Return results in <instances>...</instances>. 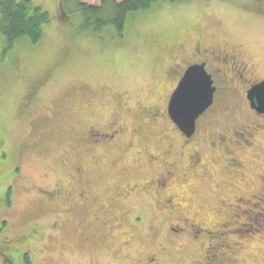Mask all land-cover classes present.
Masks as SVG:
<instances>
[{"label":"rangeland","instance_id":"rangeland-1","mask_svg":"<svg viewBox=\"0 0 264 264\" xmlns=\"http://www.w3.org/2000/svg\"><path fill=\"white\" fill-rule=\"evenodd\" d=\"M31 1L50 16L41 39L32 43L22 37L6 48L0 34V232L3 219L9 222L3 234L11 238L29 222L40 227L57 218L63 222L53 233L45 226L46 231L30 243L33 252H23L21 246L8 262L0 258V264H29L32 255L35 264H130L122 259L120 263L87 217L66 214L37 195L41 187L63 185L75 160L84 162L86 141L74 147L71 129L87 121L103 126L110 118L125 122L126 142L134 141L138 148L159 156L178 157L173 192L187 207L198 208L206 222L226 224L221 238L200 237L197 254L202 255L208 243L225 238L238 244L239 264H264V216L257 213L261 207L264 214V116L249 109L247 95L241 91L243 80H235L236 92L221 89L216 93L213 106L202 113L189 141L180 130L172 131L175 124L170 118L156 116L144 125L137 118L141 111L163 106L174 82L173 69L192 59L197 46L237 52L253 66L255 78L264 76V0H159L130 14L121 35L110 26L80 30L75 0ZM242 126H249L250 132L243 133ZM229 128L243 133L229 148L238 168L229 167L222 149L211 151L205 141L208 135L225 134ZM189 144L205 163L180 178L185 165L182 154ZM134 151H127L123 163L129 176L144 177L149 167L141 164L143 160L134 161ZM212 154L217 162L208 164ZM109 170L105 157L100 170L85 172L102 199L116 186L96 181ZM155 200L160 201L145 192L127 200L133 210L146 214L133 248L154 247L163 237V231L155 232L161 218ZM231 213L238 216L229 219ZM240 223L246 224L239 227ZM189 248L172 252L180 260L165 262L190 264Z\"/></svg>","mask_w":264,"mask_h":264},{"label":"flooded vegetation","instance_id":"flooded-vegetation-1","mask_svg":"<svg viewBox=\"0 0 264 264\" xmlns=\"http://www.w3.org/2000/svg\"><path fill=\"white\" fill-rule=\"evenodd\" d=\"M192 56L193 58L189 61H183V66H177L173 69L174 74L178 67L181 68V75H172L174 82L163 106L144 110L137 114L140 125L153 121L156 116L161 119H169L168 103L171 94L185 70L192 65L204 63L206 72L211 76L215 91L213 102L209 107L213 106L216 93L219 90L237 91L232 88L233 84L236 85V79L243 80L241 91H243L245 98L247 91L264 79V76L255 78L253 66L237 52L214 51L197 46L193 49ZM249 75L250 77L245 80ZM33 94L34 92L31 91L29 98ZM248 107L254 114L264 116V114H259L253 110L249 106V102ZM208 108L203 114L208 111ZM203 114L196 119L194 133L190 137L183 134L186 141L191 140L194 136L197 130V122ZM248 128L249 126H242L240 130L243 133L250 132ZM127 129L125 122L113 118L108 119L103 126L93 121H87L84 122L82 127L72 128L70 135L72 141L75 140L73 142L74 147H79L81 143L86 141V145L82 144L84 146L82 149L84 162L79 163L75 160L72 170L63 185H56L50 189L41 187L38 189L39 194H36L43 199L46 205H58L59 209L66 214L82 216L80 219L87 217L93 229L98 231L99 235L113 249V252L117 253L120 263L122 259L130 264H167L165 261L180 260L172 252H181L183 248L189 246L191 248H189V252L192 253L190 264H239L237 259L238 244L236 242L230 244L227 240H224L225 238L213 245L208 243L200 251L204 253L202 255L197 254L200 250V237L204 236L208 240L221 238L226 233V224L206 222L199 214L201 211L198 208L187 207L183 198L173 192L172 186L173 183H176L174 182L176 168L179 165L178 157L159 156V154L145 147L138 148L134 141L126 142L124 138L128 132ZM242 132L234 128L227 129L225 134L216 131L214 134L205 137V141L211 151L219 147L222 149L229 167L238 168L239 165L231 158L235 153L232 151L233 149L229 148L231 145L234 147L237 143L235 139H238L243 134ZM229 136L231 139H229ZM164 138L166 139V137ZM134 149V161L143 160L141 164L149 167L150 172L144 177L142 175L140 177L137 175L129 176L128 168L123 163V158L128 154L127 151ZM182 155L185 156V165L184 170H181L179 174L180 178L185 177V173L188 171L193 172L198 167H203L205 163L201 154L193 149L191 144L186 147ZM105 157L108 158L110 170L98 176L96 181L114 182L116 186L102 199L98 195L99 191H96L98 188L90 182L85 172L89 169L100 170ZM216 158L215 154L210 155L208 164H215L217 162ZM138 192L150 193L154 199L158 198L160 200H155V207L161 214L160 223H155V232L163 231V237L154 247L148 246L144 249L133 248L132 244L138 227L143 223L146 214L141 213L139 210H133L127 204V200ZM242 202L246 204L249 200H242ZM220 203L225 207H230L224 200H220ZM231 209L234 210V206ZM215 210L216 213H219V208ZM234 215L235 213L233 215L231 213L229 219H233ZM3 220L4 226L0 232V258L5 262L11 260L12 255L21 246L24 249L23 252H33L30 243L37 240L43 234V231H46L45 226L53 233L60 229L63 222L62 218H57L50 224L41 225V227L36 222H29L23 232L11 238L3 234L9 224L7 219ZM76 225L81 226V222L77 221ZM16 246L17 248H15ZM123 246L128 247V249L125 251L122 248ZM4 252H9V254ZM29 264H35L33 255ZM179 264H184V261Z\"/></svg>","mask_w":264,"mask_h":264},{"label":"trees","instance_id":"trees-1","mask_svg":"<svg viewBox=\"0 0 264 264\" xmlns=\"http://www.w3.org/2000/svg\"><path fill=\"white\" fill-rule=\"evenodd\" d=\"M75 1V7L80 13V30L90 28L99 31L105 26H110L121 35L130 14L148 9L159 0H101L97 5ZM49 19L48 12L33 4L31 0H0V34L4 38L6 48L22 37L32 43L39 41L43 35L44 24ZM261 190L264 191V181ZM261 201L264 203L263 199ZM262 211L263 209L260 207V211L257 213L264 216ZM253 212L256 214L255 211ZM248 214L246 212L247 218ZM235 216L238 215L235 213L233 220ZM245 224L240 223L239 227L245 226Z\"/></svg>","mask_w":264,"mask_h":264},{"label":"snow or ice","instance_id":"snow-or-ice-1","mask_svg":"<svg viewBox=\"0 0 264 264\" xmlns=\"http://www.w3.org/2000/svg\"><path fill=\"white\" fill-rule=\"evenodd\" d=\"M181 71L178 67L174 74L180 76ZM205 103L203 81L197 71L189 69L181 77L180 85L172 96L171 112H175V116L172 115L175 121L172 131L178 133L179 129H187L193 116L202 110Z\"/></svg>","mask_w":264,"mask_h":264},{"label":"water","instance_id":"water-1","mask_svg":"<svg viewBox=\"0 0 264 264\" xmlns=\"http://www.w3.org/2000/svg\"><path fill=\"white\" fill-rule=\"evenodd\" d=\"M189 69L190 71H193V70L197 71L198 75L201 77L203 84H204V97H205L206 103L203 105L202 110L198 114L193 116L191 125L187 129H179L186 137H190L194 133L195 127H196V119L212 104L213 94L215 91V87L212 84L211 76L206 72L204 68V63L192 65L188 67L185 70V72H187ZM180 80L175 90L179 87ZM181 87H183V85H181ZM175 90L171 94V97L168 103V116L174 122V124H175V121L173 120L172 115L175 116V112L174 111L171 112V105H172V96L175 94ZM247 100L249 102L250 107L253 110H255L259 114H264V79L256 83L255 85H253L247 91Z\"/></svg>","mask_w":264,"mask_h":264}]
</instances>
